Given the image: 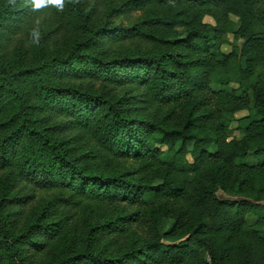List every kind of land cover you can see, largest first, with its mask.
<instances>
[{
    "label": "trees",
    "instance_id": "trees-1",
    "mask_svg": "<svg viewBox=\"0 0 264 264\" xmlns=\"http://www.w3.org/2000/svg\"><path fill=\"white\" fill-rule=\"evenodd\" d=\"M125 1L66 47L56 0H0V264H264V0Z\"/></svg>",
    "mask_w": 264,
    "mask_h": 264
},
{
    "label": "rangeland",
    "instance_id": "rangeland-1",
    "mask_svg": "<svg viewBox=\"0 0 264 264\" xmlns=\"http://www.w3.org/2000/svg\"><path fill=\"white\" fill-rule=\"evenodd\" d=\"M58 7L54 9V11H49V13L43 18L40 22L39 29L43 30V34L47 35V32H51V37L56 42L57 46H68L69 41H74L75 37H79L78 32H74L73 28L70 26L72 22L73 12L69 9L68 5L70 3L76 4L75 6H79L80 4H84L88 11H93L92 14V27L95 29H106V30H113L115 28L120 29H133L136 25L139 24V19L141 17V13L138 12H129L124 13L125 9V0H56ZM124 6V7H123ZM114 10H120L119 13H114ZM206 23L214 24V21L210 18H206ZM40 32V30H39ZM27 39L21 38L22 46L24 48H30L34 50L32 47L33 41L35 43L40 40L38 37ZM81 36V35H80ZM83 36L80 37L82 39ZM115 37L111 36L107 39L108 44L105 43L101 46L100 52L105 55L106 60H112L115 58H123L130 54H137L140 50L138 48V41L135 42V39L131 41V39H124L123 37L120 38V43L115 45L113 44V39ZM76 39V38H75ZM232 41V37H229ZM242 43H240L241 45ZM146 46V50L148 53H160V47H155L151 45H143ZM227 51L231 49L226 48ZM77 84H87V86L94 85L96 88L102 87V84L98 81H90L88 80L79 82ZM216 89V88H215ZM127 91V90H126ZM114 94H124L125 91L116 89L113 91ZM247 115L246 112L241 113L238 115L237 118L241 119ZM243 134L238 131L237 125H234L233 132L231 133L232 139H241ZM90 144L85 146V150H89ZM219 198L222 200H233L232 198L226 196L222 192L218 194ZM249 222L252 221V218L248 219Z\"/></svg>",
    "mask_w": 264,
    "mask_h": 264
}]
</instances>
